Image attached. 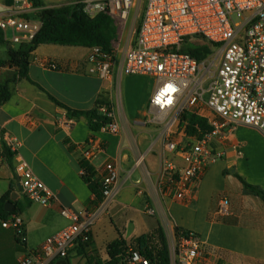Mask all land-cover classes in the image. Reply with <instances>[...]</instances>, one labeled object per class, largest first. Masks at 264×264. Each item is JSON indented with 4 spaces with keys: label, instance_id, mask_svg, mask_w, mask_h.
Segmentation results:
<instances>
[{
    "label": "crops",
    "instance_id": "crops-1",
    "mask_svg": "<svg viewBox=\"0 0 264 264\" xmlns=\"http://www.w3.org/2000/svg\"><path fill=\"white\" fill-rule=\"evenodd\" d=\"M86 1L100 0H42L45 8ZM37 12L30 0H0V20L17 16L38 21L34 18ZM11 37L9 31L3 36L1 62L8 61V49L17 45L10 42ZM90 53V48L83 47L38 46L29 59L28 77L42 90L18 79L14 67L0 64V85L8 82L9 86V99L0 107V134L16 144L10 161L0 156V199L6 197L4 204L13 205L24 229L19 238L13 229L2 227L0 219V264H20L23 254L39 249L47 238L68 226L70 221L61 216V208L76 212L96 209L94 197L81 177L82 152L89 140L105 147L90 162L95 179L100 180L106 162H115L119 177L112 201L92 227L91 245L83 251L76 243L66 264H87L86 255L90 260L107 261L109 243L120 237L130 241L157 225L163 228L169 246L176 227L194 232L209 253L207 264H264V202L245 192L237 178L264 191V135L244 124H233L225 144H212L214 148H225V156L205 171L195 186L192 203L179 202L159 182L161 134L145 126L149 124L148 100L158 82L152 77L153 82L137 79L146 76L103 81L88 74ZM47 62L55 64L56 69L47 68ZM117 88L122 97L120 107L116 106ZM47 94L74 110H90L100 97L104 98L111 105L119 131L92 132L84 120L70 119ZM178 130L175 138L188 141L182 129ZM159 143L161 153L156 149ZM234 144L238 151L231 148ZM19 160L28 164L56 202L44 207L23 195L14 170ZM223 197L230 204V215L226 217L216 212ZM147 209L153 214H147Z\"/></svg>",
    "mask_w": 264,
    "mask_h": 264
},
{
    "label": "built area",
    "instance_id": "built-area-1",
    "mask_svg": "<svg viewBox=\"0 0 264 264\" xmlns=\"http://www.w3.org/2000/svg\"><path fill=\"white\" fill-rule=\"evenodd\" d=\"M139 0L86 1L84 11L90 17L109 9L125 22ZM135 40L122 57L113 59L98 47L90 48L88 74L103 81L120 82L122 76H149L158 86L148 100V123L161 125L162 168L159 182L173 198L191 204L196 184L205 171L221 160L225 148H214L228 141L232 125L241 123L264 135V0H142ZM22 9V8H21ZM40 22L17 16L0 20L4 36L10 42H30L40 29ZM200 37L215 44L212 66L197 61L181 49L188 38ZM208 64H207V63ZM51 70L56 65L47 62ZM121 91L116 89V106L121 105ZM190 111L204 119L207 132L195 129L199 136L188 141L175 138L181 114ZM101 112L112 121L101 130L116 134L112 108ZM181 137V135H180ZM190 140V141H189ZM12 154L16 144L0 134V156L4 149ZM104 144L89 140L82 152V162L90 165ZM231 148L237 150L236 144ZM238 151V150H237ZM15 173L23 195L32 203L47 207L56 202L54 194L32 172L24 160L17 161ZM81 174L84 170L81 169ZM119 169L115 162L104 163L100 184L103 199L94 211L76 212L61 208L60 214L70 223L47 238L41 247L23 254L20 264H49L64 260L76 243H86L98 216L106 211L114 197ZM217 215H230L229 200L221 198ZM146 213L153 214L151 209ZM16 236L23 237V222L12 216L2 222ZM170 264H207L208 251L194 232L180 231L169 246ZM126 264H148L135 252H127Z\"/></svg>",
    "mask_w": 264,
    "mask_h": 264
},
{
    "label": "trees",
    "instance_id": "trees-1",
    "mask_svg": "<svg viewBox=\"0 0 264 264\" xmlns=\"http://www.w3.org/2000/svg\"><path fill=\"white\" fill-rule=\"evenodd\" d=\"M30 1L33 7L38 9L36 19L41 24L40 29L30 42L20 43L13 48H9L8 61H0V64L14 67L17 71L18 79H25L42 90V88L29 79L28 67L31 54L38 46L44 44L83 48L98 47L103 54L109 55L113 59L115 58L113 43L117 37V27L114 15L109 9L90 17L85 13L83 3L45 8L42 0ZM3 36L4 34L0 29V44L5 43ZM194 40L200 43H192ZM214 47L215 44L196 36L188 38L181 50L200 62L213 53ZM47 95L58 107L66 110L70 119L75 121L84 120L92 132L101 130L112 121L111 118L101 112V108L111 106L102 97L96 101L95 106L90 110H74L63 105L51 95ZM8 99L9 86L7 82L0 85V107ZM184 125L186 135L190 137L199 136V132L195 127H199L201 132L210 130L204 119L190 111H185L181 114L180 126ZM3 156L10 161L13 154L5 148ZM80 167L84 170V174L81 177L94 197L92 204L94 207H98L103 199L101 184L98 179H95V172L89 164L81 162ZM237 178L242 183L245 192L260 198L264 202V191L262 189L246 183L239 176ZM6 200V197L0 199V219L2 221L17 215L15 210L9 213L5 212L4 202ZM182 230L176 227L175 235L177 236ZM80 244L84 251L91 245V238L88 242ZM106 252L108 256L107 261L97 258L90 260L89 256L86 255L87 264H126L127 252L137 253L148 264H170L169 245L164 230L160 225L130 241H125L120 237L106 246ZM64 260L67 261V257Z\"/></svg>",
    "mask_w": 264,
    "mask_h": 264
},
{
    "label": "rangeland",
    "instance_id": "rangeland-1",
    "mask_svg": "<svg viewBox=\"0 0 264 264\" xmlns=\"http://www.w3.org/2000/svg\"><path fill=\"white\" fill-rule=\"evenodd\" d=\"M142 8H143V2L142 0H139L138 3L135 5V7L129 13L128 19L125 22L120 21L118 18H116V16H114L115 25L117 27V37L113 43V48H114V53L117 58L122 57L124 53L130 47H132L134 40H135V32L138 27ZM36 17L37 15H35L34 18ZM192 43H200V42L197 40H194ZM212 60H213L212 54L206 58V61H208V63H210L211 66L213 65ZM137 79H139V82H153L154 81V79H152L149 76L141 77V78L137 77ZM121 103H122V99H121ZM147 115L148 117H150L148 111H147ZM145 126L155 129L157 132H160V134L162 135L163 127L161 125H153L149 123ZM157 132L155 133V135L157 134ZM160 138L161 137L159 136V141H160ZM160 144L161 143H159L156 148L157 150L159 149V153H161V146H159Z\"/></svg>",
    "mask_w": 264,
    "mask_h": 264
},
{
    "label": "water",
    "instance_id": "water-1",
    "mask_svg": "<svg viewBox=\"0 0 264 264\" xmlns=\"http://www.w3.org/2000/svg\"><path fill=\"white\" fill-rule=\"evenodd\" d=\"M13 198H15V195L13 196ZM12 208H13V205L10 202H6L4 204L5 212H8V213L11 212ZM56 264H66V261L65 260H59Z\"/></svg>",
    "mask_w": 264,
    "mask_h": 264
}]
</instances>
